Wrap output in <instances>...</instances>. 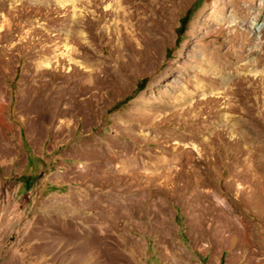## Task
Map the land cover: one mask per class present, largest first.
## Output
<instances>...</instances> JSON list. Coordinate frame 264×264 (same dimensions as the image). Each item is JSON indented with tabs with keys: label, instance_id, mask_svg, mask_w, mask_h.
<instances>
[{
	"label": "rangeland",
	"instance_id": "rangeland-1",
	"mask_svg": "<svg viewBox=\"0 0 264 264\" xmlns=\"http://www.w3.org/2000/svg\"><path fill=\"white\" fill-rule=\"evenodd\" d=\"M0 264H264V0H0Z\"/></svg>",
	"mask_w": 264,
	"mask_h": 264
},
{
	"label": "trees",
	"instance_id": "trees-1",
	"mask_svg": "<svg viewBox=\"0 0 264 264\" xmlns=\"http://www.w3.org/2000/svg\"><path fill=\"white\" fill-rule=\"evenodd\" d=\"M186 23H184L183 25L185 26ZM184 26H181V32L184 31Z\"/></svg>",
	"mask_w": 264,
	"mask_h": 264
},
{
	"label": "bare ground",
	"instance_id": "bare-ground-1",
	"mask_svg": "<svg viewBox=\"0 0 264 264\" xmlns=\"http://www.w3.org/2000/svg\"><path fill=\"white\" fill-rule=\"evenodd\" d=\"M231 1V0H230ZM232 6V5H231Z\"/></svg>",
	"mask_w": 264,
	"mask_h": 264
}]
</instances>
